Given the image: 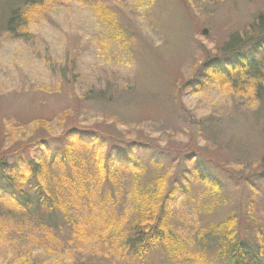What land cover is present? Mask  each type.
<instances>
[{
  "label": "rangeland",
  "instance_id": "1",
  "mask_svg": "<svg viewBox=\"0 0 264 264\" xmlns=\"http://www.w3.org/2000/svg\"><path fill=\"white\" fill-rule=\"evenodd\" d=\"M101 1L114 8L119 28L108 29L95 8L53 0L27 28L29 34L15 38L3 28L6 13L0 9V153L13 141L1 136L2 126L25 125L33 119L61 122L52 125L53 136L62 135L77 119L90 129L123 140L143 138L174 154L195 148L197 171L219 181L225 193L215 199L205 184L182 182L187 193L177 194L170 207L174 229L191 241L198 222H217L237 212L244 232L251 199L253 215L264 228V180L254 175L239 181L263 169L259 162L264 156V93H255L258 82L246 85L237 80L242 91L205 68L209 58L221 57L232 35L255 33L251 25L264 11V0ZM226 59L232 62L235 56L217 61ZM99 89L108 92L111 103H81V94ZM33 130L31 123L12 132ZM161 149L152 155L163 161ZM185 166L194 167L182 160L173 172ZM89 228L93 226L85 230ZM77 230L70 228L58 244L42 242V249L31 250L32 256L43 264H81L92 258L104 264H134L120 258L117 245L105 240L107 232L80 236ZM12 253L0 244V264Z\"/></svg>",
  "mask_w": 264,
  "mask_h": 264
},
{
  "label": "trees",
  "instance_id": "2",
  "mask_svg": "<svg viewBox=\"0 0 264 264\" xmlns=\"http://www.w3.org/2000/svg\"><path fill=\"white\" fill-rule=\"evenodd\" d=\"M73 1L95 8L108 29L119 28L120 17L103 1ZM134 1L141 4L148 0ZM52 2L0 0V9L6 13L3 28L15 38H23L43 13L40 11L50 8ZM251 28L255 33H236L224 44L219 58L235 56L232 62L226 59L221 63L218 57H212L205 68L235 82L234 88H239V79L246 85L258 82L255 93L262 95L264 11ZM107 94L103 89L92 90L81 94V103L95 100L92 104L105 106L111 103ZM75 121L58 136L50 133L55 120L33 119L25 125L7 122L2 126L1 136L9 135L13 141L0 153V244L8 246L10 253L17 250L3 259L6 264H43L31 250L40 248L42 242L58 244L73 227L80 236L107 232L105 240L117 245L120 258L134 264H153V258L160 264H191L188 261L192 258L197 260L192 264H264V228L253 215L252 199L246 206L244 219L248 225L244 232H240L242 218L237 212L217 222H198L191 241L174 229L170 207L177 194L187 193L182 182L193 179L205 184L212 191L209 197L215 199L225 193L219 181L197 171L195 148L174 154L143 138L123 140L110 132L85 127L84 121ZM31 123L36 126L31 134L12 132ZM193 125L197 132L196 120ZM159 149L163 161L152 155ZM139 152L148 157H138ZM182 160L194 167L173 172L175 163ZM259 165L263 168L259 174L251 173L239 181H248L254 175L264 180V156ZM89 225L93 228L86 231ZM95 260L81 264H104Z\"/></svg>",
  "mask_w": 264,
  "mask_h": 264
},
{
  "label": "water",
  "instance_id": "3",
  "mask_svg": "<svg viewBox=\"0 0 264 264\" xmlns=\"http://www.w3.org/2000/svg\"><path fill=\"white\" fill-rule=\"evenodd\" d=\"M207 33V31L205 30L204 32H203V34H206Z\"/></svg>",
  "mask_w": 264,
  "mask_h": 264
}]
</instances>
